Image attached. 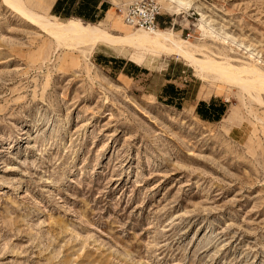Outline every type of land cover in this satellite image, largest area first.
Returning a JSON list of instances; mask_svg holds the SVG:
<instances>
[{
    "label": "rangeland",
    "instance_id": "374dc122",
    "mask_svg": "<svg viewBox=\"0 0 264 264\" xmlns=\"http://www.w3.org/2000/svg\"><path fill=\"white\" fill-rule=\"evenodd\" d=\"M109 1L108 31H132L119 10L137 0ZM183 2L162 29L264 75V0ZM95 50L57 47L0 0V264H264V92L173 58L122 79ZM166 86L227 113L203 123Z\"/></svg>",
    "mask_w": 264,
    "mask_h": 264
},
{
    "label": "bare ground",
    "instance_id": "6f19581e",
    "mask_svg": "<svg viewBox=\"0 0 264 264\" xmlns=\"http://www.w3.org/2000/svg\"><path fill=\"white\" fill-rule=\"evenodd\" d=\"M2 1L23 21L50 36L57 47L80 51L86 58L98 46L114 51L120 56H127L128 60L140 66L163 58H173L188 65L193 69L195 76L204 81L214 80L225 86L237 87L247 94L251 91L264 92V75L257 68L251 65L249 68H235L224 61L218 63L204 55L202 60H198L195 54L200 52V48L183 40L170 28L148 31L129 27L122 22L126 28L133 30L127 31L125 35H113L107 29L111 22L109 14L96 24L75 18L62 21L51 15L33 11L27 7L24 0ZM160 3V11L176 13H179L182 7L188 6L183 0H160Z\"/></svg>",
    "mask_w": 264,
    "mask_h": 264
},
{
    "label": "crops",
    "instance_id": "0c3cea01",
    "mask_svg": "<svg viewBox=\"0 0 264 264\" xmlns=\"http://www.w3.org/2000/svg\"><path fill=\"white\" fill-rule=\"evenodd\" d=\"M47 3L48 15L59 20L79 19L85 23L96 24L112 11L113 5L109 0H45ZM160 24L163 21H159ZM94 52V60L99 65L111 66L122 79L134 80L143 76V67L128 61L122 57L109 56L103 52ZM166 86L162 90L165 101L179 104L183 108H191L194 116L201 122L207 124L220 123L225 117L228 107L225 100L210 96L202 99L199 91L193 97L189 96L188 90H181Z\"/></svg>",
    "mask_w": 264,
    "mask_h": 264
},
{
    "label": "built area",
    "instance_id": "2783aa9c",
    "mask_svg": "<svg viewBox=\"0 0 264 264\" xmlns=\"http://www.w3.org/2000/svg\"><path fill=\"white\" fill-rule=\"evenodd\" d=\"M122 21L129 27L142 30H155L160 24V7L155 0H140L119 10Z\"/></svg>",
    "mask_w": 264,
    "mask_h": 264
},
{
    "label": "trees",
    "instance_id": "16d2710c",
    "mask_svg": "<svg viewBox=\"0 0 264 264\" xmlns=\"http://www.w3.org/2000/svg\"><path fill=\"white\" fill-rule=\"evenodd\" d=\"M98 23V22H97ZM159 29H162L161 27H159Z\"/></svg>",
    "mask_w": 264,
    "mask_h": 264
}]
</instances>
